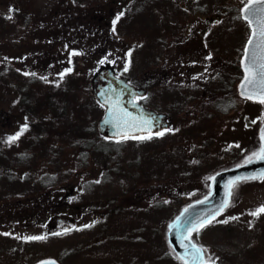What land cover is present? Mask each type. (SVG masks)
I'll list each match as a JSON object with an SVG mask.
<instances>
[{
	"label": "rangeland",
	"instance_id": "obj_1",
	"mask_svg": "<svg viewBox=\"0 0 264 264\" xmlns=\"http://www.w3.org/2000/svg\"><path fill=\"white\" fill-rule=\"evenodd\" d=\"M246 1L0 0V264L47 257L64 264H184L168 239L169 224L209 189L216 170L248 158L257 142L259 151L264 104L237 100L235 113L212 117L205 127L198 110L180 113L161 138L107 144L91 78L108 61L145 80L152 70L195 58L193 70L216 64L221 88L235 85L249 34L236 10ZM212 17L219 19L208 26ZM204 81V92L220 85ZM49 88L51 95L44 93ZM155 93L151 105L178 110L183 103ZM80 138H89L88 147L79 146ZM262 205L264 179L240 181L216 217L237 219L192 233L208 264H264V214L250 215ZM57 217L75 224L52 231ZM32 236L47 239H25Z\"/></svg>",
	"mask_w": 264,
	"mask_h": 264
},
{
	"label": "water",
	"instance_id": "obj_2",
	"mask_svg": "<svg viewBox=\"0 0 264 264\" xmlns=\"http://www.w3.org/2000/svg\"><path fill=\"white\" fill-rule=\"evenodd\" d=\"M245 6L242 8L243 17L247 14L244 12ZM250 19H253L254 27L259 26L258 21H256L255 17L250 16ZM248 47L250 55L252 52H259V49L255 44ZM246 64L252 66L251 60H245V56H243V68H245ZM245 83L246 82L243 78L242 81L238 84V91L240 94L242 91H244V89L241 88V85ZM92 87L96 99L104 107V115L99 120L98 124L99 132L103 136L107 138L121 139L120 136L116 134L118 131L121 133H123L124 131H128L129 135L146 136L149 134H156L157 132H161L163 129H166L170 126V122L167 120L166 114L147 108L135 100L136 95L145 94V90L138 89L129 84L127 82V78L115 75L114 70L111 66H103L98 70V72L92 78ZM247 90L251 93L256 91V88L253 85H248ZM114 104L118 105V108H123L124 110H126L131 114L132 117L137 118V126L142 130L133 131L126 128H118L115 121H113L112 123H106V121L110 118L109 109L112 108ZM114 111H116V109H114ZM260 136L262 139V146H264V123L260 129ZM261 175H264V159L256 158L252 159L251 163L247 161L242 165H237L220 171L212 179L210 192L204 198L189 203L177 216L180 217L179 223L184 225L185 227L172 229L171 231L169 229L168 235L174 249L179 253V255L185 258L186 264H200L199 261H194L192 258L194 249L191 247V245L194 244L197 247L202 248L201 246L197 245L192 238L190 241L184 240L183 245H187V248L182 246L180 242V235L188 226L187 221L190 220L193 223H197L204 217L214 213L226 198V190L229 181L235 180L237 177H252ZM198 201L204 202L198 203ZM185 209H188V211L185 212ZM177 217L172 221L170 225L177 223ZM62 219L63 218H59L58 221H62ZM69 223L70 222H68L67 225L64 226L63 230L69 228ZM203 259L205 260L204 255ZM50 260L55 261V264H59L55 259H45L36 264H42V262Z\"/></svg>",
	"mask_w": 264,
	"mask_h": 264
},
{
	"label": "snow or ice",
	"instance_id": "obj_3",
	"mask_svg": "<svg viewBox=\"0 0 264 264\" xmlns=\"http://www.w3.org/2000/svg\"><path fill=\"white\" fill-rule=\"evenodd\" d=\"M244 12L247 13L244 15L243 19L246 20L251 27V36L249 37L247 41V46L244 51L245 60H251L252 66L245 65L244 71L246 73L244 80L245 84L241 85V88L244 89V91L241 92V95L245 96L246 99L252 100V99H258V101L262 104H264V0H248V3L245 6ZM123 15V13L119 14L116 17V20L113 21V25L120 19V16ZM251 17H255L256 21H258V27L253 26V19H250ZM10 18V17H9ZM113 31H115V27H113ZM255 44L256 47L259 49V52H252L251 55L249 53V47ZM129 56H131V53H128ZM130 63V61H129ZM125 71L128 70L127 66L124 69ZM67 71H71V69H68ZM27 74V73H26ZM34 75V74H33ZM63 75V73L61 74ZM253 85L256 88V91L254 92H248L247 86ZM116 109V111H114ZM110 112V118L106 121V123H112L113 121L116 122V126L118 128H126L133 131H141L137 126L136 120L137 118L132 117L130 113H128L123 108H118V105L114 104L112 108L109 109ZM27 130V125L23 126L21 128V131L18 132L14 136L8 137V142L11 143L19 138L20 135L23 134L24 131ZM122 140L127 139H151V135L147 136H136V135H129L128 131H124L123 133L117 132L116 133ZM156 135H163V132H157ZM253 157L256 159H264V146H262L259 150V152H254ZM249 163L252 162V157L248 160ZM247 179H264V175L261 176H252V177H237L235 180L229 181L227 185L226 190V198L224 202L218 207L214 213L210 214L209 216L204 217L203 219L199 220L197 223H193L192 221H187V227L185 228V231L181 233L180 235V242L182 246L187 248V245H183L184 240H191V234L193 232L198 233L200 230H202L204 227L208 226L209 224L213 223L214 221L216 223H228L229 219H237V217H229L225 220H217L216 217L223 213V211L230 206L231 203V197L233 195V189L238 185V183L241 180H247ZM207 199V198H205ZM204 201H198V203H203ZM188 209H185V212H187ZM261 214H264V205H262L260 208L252 211L250 215L252 216H259ZM180 217H177V223H174L172 225H169L170 231L172 229H179L185 227L184 225L179 223ZM85 227H91V225H85ZM7 235V233L5 234ZM52 235H58V233H52ZM25 239L28 240H44L47 239L46 236H32V237H25ZM191 247L194 249V252L192 253V258L194 261H199L200 264H208V262L204 261L203 255H204V249L197 247L196 245H191ZM181 260H184L185 258L183 256L178 257ZM42 264H55V261H46L42 262ZM211 264H215L214 261L211 262Z\"/></svg>",
	"mask_w": 264,
	"mask_h": 264
},
{
	"label": "trees",
	"instance_id": "obj_4",
	"mask_svg": "<svg viewBox=\"0 0 264 264\" xmlns=\"http://www.w3.org/2000/svg\"><path fill=\"white\" fill-rule=\"evenodd\" d=\"M165 71H163V73H164ZM4 76V75H3ZM152 81V80H151ZM148 82V80L146 81H143V82H141L142 84H144L145 86H151L152 85V83L153 82ZM166 81H162L161 82V84H164ZM30 84H32V83H30ZM220 85H222V84H220ZM226 84H223V87L221 88V86L217 89L218 91H217V93H212V94H202V95H200V94H197V96H196V101H195V106H198V103L199 102H201V104L202 105H204V106H206V105H210V106H212L213 104H212V102H214V103H218V102H222V101H224V99H222V98H236V92H235V87L233 86V84L231 83V82H229V84L226 86ZM50 87V86H49ZM161 87H163V86H161ZM37 91H43V89H42V86L41 87H38L37 89H36ZM212 92H213V90H211ZM202 92V91H201ZM44 93H46V94H49V95H51V94H53V90H51L50 88H49V90H44ZM172 92H170V93H168V95L169 96H172ZM49 95H45V97L47 98ZM40 105V103L37 105H34V106H39ZM217 109L215 110V113H210V111H207L206 109H204L203 111V113H202V118H203V123H204V127H205V125H206V123L211 119V122L213 123V119H212V117H214V115H216V116H218V117H221V116H223V115H225V113H227V112H229V110L227 109V111H223L222 109H220V108H222V107H216ZM194 110H195V108H192V107H190L189 108V110H186L185 108L184 109H182L181 111L180 110H177L176 112H178V113H175V116H174V118H173V121H177L176 120V117H179V116H181V114H183L184 116H194V114H195V112H194ZM181 113V114H180ZM205 129V131L208 129H206V128H204ZM85 130V129H84ZM85 131H88V130H85ZM79 134L81 133V132H78ZM84 132L82 131V135H80V136H83L84 134H83ZM40 136H41V134H38L37 136H36V140H38V139H40ZM79 136V137H80ZM22 137V136H21ZM43 137V136H42ZM88 139L89 138H80L79 140H78V143H79V146L81 147V146H83V145H85L86 147H88V144H87V141H88ZM84 147V146H83ZM55 158V157H54Z\"/></svg>",
	"mask_w": 264,
	"mask_h": 264
},
{
	"label": "flooded vegetation",
	"instance_id": "obj_5",
	"mask_svg": "<svg viewBox=\"0 0 264 264\" xmlns=\"http://www.w3.org/2000/svg\"><path fill=\"white\" fill-rule=\"evenodd\" d=\"M182 9H184V8H182ZM178 12L179 11H176V13H178ZM181 19H183V14H181ZM215 22H216V20L212 17V19H209V23L211 25H208V26H212ZM202 30H204V28ZM188 36L189 37L192 36V32H189ZM193 63L194 62H188V63L184 62L183 64H181L182 65V72H175L173 74L174 75V81H176V80H180V81H184V80L194 81V80H200V79L206 78L207 75H211V74H204L205 76H202L199 72H194V71L198 70V68H195L193 70V68H191V65H194ZM160 70L163 71L162 68H160ZM222 72L223 71L221 70V72L217 73L219 78H222L224 76V74ZM171 76H172V74L157 72V70H153L149 75H147V78L148 79H153V80L156 79V81H162V80H169L171 78ZM153 86H155L153 88V90L158 89L157 84L154 83ZM191 90H193V94H192L191 97L197 96V94L202 91V89H200V90L191 89ZM186 93H187V91L185 90L183 92V94H186ZM57 227H59L57 225V223H54L53 226L50 227V229L54 230Z\"/></svg>",
	"mask_w": 264,
	"mask_h": 264
}]
</instances>
